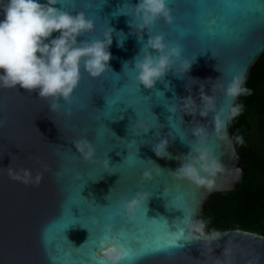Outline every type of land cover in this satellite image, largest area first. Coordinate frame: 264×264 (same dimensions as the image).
I'll use <instances>...</instances> for the list:
<instances>
[{"label":"water","instance_id":"1","mask_svg":"<svg viewBox=\"0 0 264 264\" xmlns=\"http://www.w3.org/2000/svg\"><path fill=\"white\" fill-rule=\"evenodd\" d=\"M138 2L61 0L58 7L95 21L78 42L103 40L113 30L109 69L92 77L82 65L70 104L61 98L54 111L53 101L35 91L0 87V264H93L102 241L126 250L123 264H264L262 233L190 236L199 235L191 226L212 193L235 189L247 171L231 122L221 138L214 118L230 102L228 83L240 75L245 84L264 54V10L247 6L256 0H234L239 6L226 12L223 0H209L211 15L188 25V5L194 14L196 0H169L173 23L159 20L150 32L135 26ZM152 34L165 35L181 56L149 89L135 79V62L159 55L147 47ZM185 61L187 70L180 68ZM130 85L138 91L121 92ZM207 97L215 111L202 115ZM101 128L104 146L97 147ZM198 129L207 133L203 144ZM81 140L94 149L92 160L78 150ZM163 141L166 154L159 156L154 148ZM198 147L210 158L201 160ZM189 162L199 172L191 179L177 173ZM142 194L147 200L132 219L123 205Z\"/></svg>","mask_w":264,"mask_h":264},{"label":"clouds","instance_id":"2","mask_svg":"<svg viewBox=\"0 0 264 264\" xmlns=\"http://www.w3.org/2000/svg\"><path fill=\"white\" fill-rule=\"evenodd\" d=\"M58 5H61V0H0V87L35 91L39 97L53 101L51 108L54 111L60 107L56 102L59 99L69 104L72 102L74 91L81 80L82 65L92 77H99L109 69L112 58L109 51L112 44L111 28L104 33L103 40L78 42V37L94 30V19L83 11L73 15ZM135 16V26L139 30L147 28L150 32L157 21L172 24L174 19L169 0H139L135 5ZM118 35L121 38L117 43L122 46L123 34ZM147 47L159 55L147 54L138 58L135 62V79L151 89L173 66L174 58H180L181 49L179 46H169L163 34H152ZM189 67L186 61L180 65L183 70ZM243 85L244 77L237 75L224 89L230 102L214 118L216 133L221 138L226 137L227 125L243 110L242 105L235 103V99L251 94ZM209 111H215V103L214 98L207 97L201 114L207 115ZM137 126L143 128L142 124ZM196 135L203 144L207 135L205 130L198 129ZM237 140L243 142L241 137H237ZM76 146L86 160L93 159L94 149L86 140L78 141ZM166 146L167 141H163L154 151L163 156L166 154ZM196 151L201 160L210 158L206 147H198ZM104 166L108 168V161H104ZM155 171L157 174L160 172L159 169ZM177 173L189 179L199 174L194 162L184 164ZM144 177L150 179L151 172H145ZM199 183H204V180H199ZM146 200L147 194L139 195L125 203L123 209L130 218L135 219ZM191 227L194 233H199L190 235L193 239L211 240L218 235L216 232L206 235L202 223ZM101 244V259L94 258L93 264H123L128 255L123 247L115 243L105 244L103 241Z\"/></svg>","mask_w":264,"mask_h":264},{"label":"trees","instance_id":"3","mask_svg":"<svg viewBox=\"0 0 264 264\" xmlns=\"http://www.w3.org/2000/svg\"><path fill=\"white\" fill-rule=\"evenodd\" d=\"M244 87L251 94L239 96L243 110L229 130L247 171L235 189L210 196L197 223L205 234L238 228L264 234V54Z\"/></svg>","mask_w":264,"mask_h":264},{"label":"snow or ice","instance_id":"4","mask_svg":"<svg viewBox=\"0 0 264 264\" xmlns=\"http://www.w3.org/2000/svg\"><path fill=\"white\" fill-rule=\"evenodd\" d=\"M208 2H209V0H196V3L199 6L197 7L194 14L192 12V4L188 5L189 11L186 12V18L189 21L188 25H191V21L193 18L198 23L199 21H201V20L207 18L209 15H211V9L204 6ZM223 2L227 5L226 12H230L231 10H233L234 8L239 6V4L237 2H234V0H223ZM254 5H258L259 8H261V10H264V0H256V2L247 3V6L250 8L253 7ZM184 26L185 25H180L179 30L181 32H183ZM125 91H131V92L135 93L136 91H138V89L136 88L135 85H130V86H126L125 89L121 90L122 93ZM137 98L140 99L139 97H137ZM104 136H105V130L103 128L96 130L95 143H96L97 147L98 146H104ZM72 204H74V203H71V205H70V213H71ZM111 218L112 217L110 216L109 219H111ZM64 222H65V216L61 222V226L63 225ZM173 243H174V241H173ZM101 246H102V244H100V247Z\"/></svg>","mask_w":264,"mask_h":264}]
</instances>
